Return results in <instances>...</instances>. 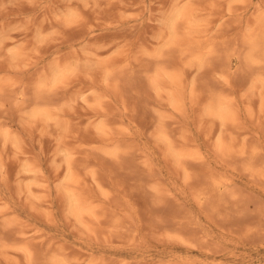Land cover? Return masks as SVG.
Segmentation results:
<instances>
[{"label": "rangeland", "instance_id": "rangeland-1", "mask_svg": "<svg viewBox=\"0 0 264 264\" xmlns=\"http://www.w3.org/2000/svg\"><path fill=\"white\" fill-rule=\"evenodd\" d=\"M0 264H264V0H0Z\"/></svg>", "mask_w": 264, "mask_h": 264}]
</instances>
